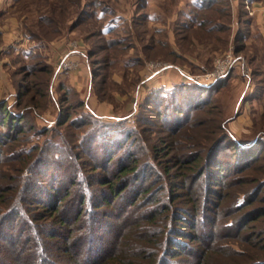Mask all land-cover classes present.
I'll return each mask as SVG.
<instances>
[{"label": "rangeland", "instance_id": "rangeland-1", "mask_svg": "<svg viewBox=\"0 0 264 264\" xmlns=\"http://www.w3.org/2000/svg\"><path fill=\"white\" fill-rule=\"evenodd\" d=\"M89 1L81 0L82 3ZM105 1L116 9L115 25L108 23L112 15L105 16L102 12L94 14V9L91 11L87 5L85 20L71 29L72 20L81 12V7L78 9L73 0H0V108L6 105L26 116L13 130L6 124L0 126V134L2 132L6 136L0 144V184L3 178L20 167L18 157L27 150H30L29 161L32 162L45 154L46 160L38 166L35 183L51 186L69 182L65 173L69 175L66 161L70 153L65 151L71 149L73 141L77 145L73 151H79L78 155H81L76 160V169H82L86 174L96 171L94 162L99 164L96 158L98 141H102L100 145H109L110 150H117L120 154L125 153L130 145L133 146L132 149L137 150L140 157V165L148 163L150 168L157 171L162 169L175 147L180 149L179 144L174 143L177 137L188 136L194 139L192 143L203 142L206 152L228 130L237 141L249 144L256 142L257 145L251 151H255L259 158L251 160L253 168L236 172L234 168L239 165L237 160L242 148L239 145L230 146V141L232 145L236 139L228 137L218 150L220 160L226 162L221 182L235 178L238 187L251 192L258 186L253 179L264 178V43H261V38L250 42V38L247 40L248 30L253 27L249 4L245 0H239L240 5L235 0H228L223 3L229 5L226 8L228 10L222 13L215 9L205 10L204 17L213 21L211 23H226L224 30L213 28L207 31L204 26L192 30L182 26V22L191 23L198 14L201 0H147V5L143 4L144 0ZM50 13L59 20V27L50 22ZM106 22V29L113 25L115 28L100 33L99 28ZM240 31L247 34L237 41ZM31 32L33 35L38 33L40 38L36 35L31 37ZM124 37H127L124 42L129 41L134 47L126 48L123 44L114 43L107 45L112 39ZM151 44L157 45L156 51L146 48ZM95 46L102 49L96 50L92 56L90 52ZM173 48L181 54L171 53ZM227 53L232 59L228 71L220 77L211 78V82H204L206 75L214 72L217 61L224 59ZM94 59L102 61L101 64L94 65ZM96 67L99 69L98 74L93 76L92 70ZM181 82L191 84L182 91L184 95L180 94L186 99L181 100L185 107L191 99L202 98V102L207 103L180 116L167 112L166 100L162 106L147 103L153 97L150 95H157V89L163 87L167 91ZM206 104L216 106L212 111L204 112ZM68 113L69 118L66 117ZM196 116L197 120L204 119L203 123L189 128ZM166 117L168 121H164ZM61 120L63 123L59 124ZM84 120L86 122L83 123ZM224 120L227 129L219 131L220 121ZM19 127H23V131ZM108 127L110 130H107ZM174 127L178 129L174 131ZM123 129H134L139 138L136 141H133L134 136L126 139ZM94 131L103 132L105 140L97 139L85 144ZM7 135H13L14 139L8 140ZM259 137L263 139L259 140ZM119 142H123L122 148H119ZM81 144L88 147V154H83ZM166 152L168 154L164 155ZM56 154L63 156V160L53 161ZM120 158L123 156L117 157L118 160ZM97 171L105 172L101 167ZM31 173L29 169L22 171L24 175ZM77 180L79 187L83 181L81 178ZM89 186L93 187L86 182L82 188ZM164 199L166 197L161 191L158 202L144 205L128 215L123 214L126 208L119 215L120 218L96 217V225L101 230L92 231L91 241L81 251L70 253L74 258L53 247L50 251L45 249L39 253L43 259L41 264H85L83 258L86 250L94 251V255L90 253L94 259L104 250L105 253L114 250L122 245L121 240L126 238L131 224L139 219L142 212ZM85 206L87 208L88 203ZM22 207L29 209L25 204ZM117 207L124 209L119 204ZM122 218L128 219L130 226L123 225ZM91 222L94 223V217ZM253 223L258 230L264 231V216ZM158 224L163 228L161 221ZM212 226H199L198 234L205 236ZM216 229L222 230L220 227ZM21 234V231L15 232L14 246L21 240ZM186 241L190 245L197 243ZM216 241L225 240L218 237ZM57 242L58 246L64 244V241L59 244V239ZM234 245L237 249L243 247L236 242ZM135 247L131 246V249L135 250ZM63 255L69 256L68 263ZM210 258L208 263L216 264L214 258L218 259L219 255L214 253ZM172 261L175 264H195L197 255L194 250L187 248Z\"/></svg>", "mask_w": 264, "mask_h": 264}, {"label": "trees", "instance_id": "trees-1", "mask_svg": "<svg viewBox=\"0 0 264 264\" xmlns=\"http://www.w3.org/2000/svg\"><path fill=\"white\" fill-rule=\"evenodd\" d=\"M226 1L228 2V0H201L202 3L197 8L198 14L193 17L191 23L182 22V26L190 30L194 27L203 26L207 31L213 28L214 30H224L226 23L221 21L211 23L213 21H208L204 17V12L208 9H215L222 13V11L228 10L226 8L229 5H223ZM74 2L78 9L81 7V12L72 20L71 29L85 20V16L88 15V9L85 8L87 5L91 8V11L94 9V14L102 12L105 16L112 15L108 23L115 25L117 22L114 16L117 13L116 9L111 8L105 0H90L87 3H82L81 0H73ZM145 3H147V0H144L143 4ZM49 18L54 26L59 27V20L52 13H50ZM114 25L106 29L107 22L103 23L99 28V32H109L115 28ZM37 34L34 33L33 35L31 32V37L37 36V38H40ZM244 34L240 31V35L237 34V41H241L247 32ZM126 39L127 37L120 40L112 39V41H108L107 45L114 43L115 45L123 44L126 48L134 47L129 41L125 43ZM96 47L92 49L90 55L93 56L96 54V50L102 49V47ZM156 47L157 45L151 44L146 48L156 51ZM170 52L173 54L179 53L175 48ZM101 62L99 59L98 61L94 59V65H100ZM96 68L92 70L93 76L98 74L99 69ZM189 85L191 84L181 82L167 91L163 87L157 89L155 91L157 95H150L155 96L154 100L153 97L149 98L147 103L162 106L166 100L167 112L170 111L179 116L197 107H202V104L207 103L202 102V98L198 100L191 99L186 107L181 102L182 99H185L182 91ZM215 106L206 104L203 111H212ZM69 115L70 113L66 117L69 118ZM90 115L94 118L93 113ZM166 116L168 115L166 114ZM24 118H26L25 115L11 110L6 105L0 108V126L6 124L7 127L13 130ZM166 118L164 121H168V117ZM196 118L197 116L191 121L189 128H193L195 125L198 127L197 124L203 123L204 119L197 120ZM84 122L86 121L84 120ZM62 123L61 120L59 124ZM220 123L218 130H226V120L220 121ZM178 127H174V131ZM109 128L107 130H110ZM19 129L23 131V127H19ZM123 130H125L126 139H131L134 136L133 141H136L139 138L134 129ZM7 136L8 140L14 139L13 135ZM228 137L236 139L227 130V133H222L220 139L209 151L205 152L206 146L203 142L196 141L192 143V140H194L192 137L179 136L174 143L179 144L180 149L177 150V147H175V151L170 154L162 169L159 168L160 170L157 171L150 168L151 166L148 163L140 165V157L137 150L132 149L133 146L130 145L126 148L125 153L120 154L117 150H110L109 145H100L102 141H98L99 148L96 158L99 159V164L94 162L93 168L96 171L87 174L82 169H76V160H79L81 155H78L79 151H73L75 150L74 147L77 146L73 141L71 149L64 150L66 153H70V157L66 161L67 166H69V175L65 173L69 182L51 186L35 183L38 176V166L46 160L45 154L40 159L32 162L29 161L30 154H28V151L30 152V150L22 152L24 157L23 155L18 157L20 167L13 170V173L11 172L5 179L3 178L0 184V264H41L43 259L39 257V253L45 249L50 251L53 247L59 248L64 254H69L71 258H74L70 253L76 250L81 251V248L88 241H91L92 231L100 229L96 225V217L120 218L119 215H122L126 208V213L123 214L128 215L144 205L158 202L161 191L162 194L164 193L166 200L164 199L160 204L149 208L146 212H142L139 219L131 224L132 231L130 230L126 234L123 241L121 240L122 245L119 243L120 246H117L114 250H109L110 252L105 253L104 250L95 259L90 255L94 251L89 250L88 252L86 250V255L83 258L84 263L175 264L172 259L180 256L188 248L190 251L194 250L197 255L195 264H205L206 262V264H209L211 258H208L214 253L219 255L218 259L214 258L217 261L216 264H264V231L258 230L257 225L253 223L264 216V193L260 194V192H264V178L259 180L255 177L253 179L258 186L254 187L251 192L247 188L238 187L235 178L221 182L220 178L224 174L226 162L220 160L218 150ZM3 139H6V136L2 135V138L0 137V144L3 143ZM97 139H104L103 132L95 133L94 131V135L85 144L94 142ZM183 141H185V144H182ZM85 144H81V148L84 149L83 154L86 155L88 154V147L84 146ZM229 144L232 147L239 145L242 148L237 160L239 165L234 168L235 171L243 172L251 167L253 168L251 160H256L259 157L251 149L257 143L249 144L236 139V142H233L232 145L231 141ZM249 145L250 147H248ZM118 146L122 148L123 142H119ZM94 154H96L95 151ZM167 154L168 152L164 153V155ZM120 155L123 158L118 160L117 157L119 158ZM54 157L56 158H51L55 162L63 160V156L59 154L54 155ZM115 157L118 161L115 160ZM102 159H104L103 163L100 164ZM35 161L37 162L35 163ZM162 163L163 161H161ZM100 167L105 170L104 173L97 171ZM110 167L112 169H109ZM24 169H29L32 172L31 175L22 174ZM78 178L83 181L79 187L77 186ZM86 182L93 187L82 188V185ZM135 182L139 183L135 184ZM85 203H88L87 208ZM23 204L29 209L26 210L22 207ZM118 204L124 206V209L123 207L122 209L117 207ZM33 207L35 208L33 209ZM85 213H87V216ZM92 217H94V223L91 222ZM20 218L22 220L17 221ZM196 220L199 221H197L199 224ZM127 221L129 220L122 218L123 225L130 226V222ZM160 221L163 228L158 224ZM209 224L213 225V229L211 228L205 236L198 234L199 226L204 227ZM110 226L112 225L110 224ZM217 227L222 230H217ZM74 229L79 231L74 232L76 231ZM110 230L115 231V229ZM16 231H21L22 234L21 240H18L17 245L14 246ZM23 231L26 233H23ZM218 237L225 241L217 242ZM58 239L59 244L60 241H64L62 247L57 245L56 240ZM186 239L197 243L190 245ZM235 242L242 244L243 247L237 249L234 245ZM11 246L13 248H10ZM131 246L137 247L133 250ZM115 251L116 253H114ZM63 256L68 263L69 256ZM45 262L49 261L46 260Z\"/></svg>", "mask_w": 264, "mask_h": 264}, {"label": "crops", "instance_id": "crops-1", "mask_svg": "<svg viewBox=\"0 0 264 264\" xmlns=\"http://www.w3.org/2000/svg\"><path fill=\"white\" fill-rule=\"evenodd\" d=\"M235 1L238 5H240L239 0ZM245 2L249 4V14L252 18L251 25H253V27L250 28L251 30H248L249 34L246 36L247 40L250 38V42V40H257L258 38H261V43H264V0H245ZM255 43L256 41H254V44Z\"/></svg>", "mask_w": 264, "mask_h": 264}, {"label": "built area", "instance_id": "built-area-1", "mask_svg": "<svg viewBox=\"0 0 264 264\" xmlns=\"http://www.w3.org/2000/svg\"><path fill=\"white\" fill-rule=\"evenodd\" d=\"M227 56L224 57V59L222 60H218L216 67L214 69V72L206 75L205 80H203L204 82H211L212 80H210L213 77H220L222 76L226 71H228V67L230 66V64L232 63V59H231V55L230 54H226ZM68 56H66L67 58ZM65 58V59H66ZM64 59V60H65ZM63 60V61H64ZM66 65V64H65Z\"/></svg>", "mask_w": 264, "mask_h": 264}]
</instances>
